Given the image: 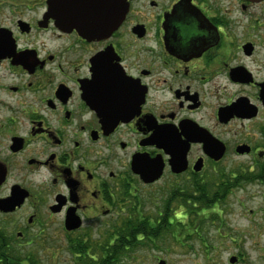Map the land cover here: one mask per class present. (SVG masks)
I'll use <instances>...</instances> for the list:
<instances>
[{
  "label": "flooded vegetation",
  "instance_id": "obj_1",
  "mask_svg": "<svg viewBox=\"0 0 264 264\" xmlns=\"http://www.w3.org/2000/svg\"><path fill=\"white\" fill-rule=\"evenodd\" d=\"M53 1L0 0L9 246L60 227L71 248L104 227L111 245L140 229L136 245L165 252L172 224L179 259L264 264V0H65V23Z\"/></svg>",
  "mask_w": 264,
  "mask_h": 264
},
{
  "label": "rangeland",
  "instance_id": "obj_2",
  "mask_svg": "<svg viewBox=\"0 0 264 264\" xmlns=\"http://www.w3.org/2000/svg\"><path fill=\"white\" fill-rule=\"evenodd\" d=\"M160 186L158 185V188H161ZM159 199L160 194L157 191V188L155 191L150 189V191L145 194V198L142 203L144 206H149L150 210L156 213L158 210L164 208L160 207ZM245 211L247 214L248 209ZM167 214L170 218H172V212ZM174 229V225L168 224L166 227L167 239L163 241V244L160 240L156 242L162 245L165 252L154 251L148 246L143 248L140 245H135L133 249L128 251L126 256L116 260L114 264H159L157 257L165 260L166 264H197V262L193 260V258L191 259V257L188 259L185 257L179 259L180 257L178 252L181 251V246L178 240L172 236L176 232ZM243 229L246 234L252 232L246 221H244ZM90 231H92L93 237L89 238L88 241L90 246H92V250L99 251L102 247L107 245V242L104 238L106 236V230H104V227H100L99 229H91ZM50 233L52 239L49 241V244L44 246L32 245L30 247H23L22 249L16 251L15 256L21 257L23 259L25 253L30 252L35 257V259L38 260L37 262L39 264H79V260L76 258L75 254L71 252L70 244H68L67 238L63 233V229L56 227L51 229ZM261 244V246H264L263 243ZM254 246L256 245H254L251 240L245 239L244 251L247 256L249 255L252 262H256L257 256V252L253 249ZM96 255L98 256L97 252Z\"/></svg>",
  "mask_w": 264,
  "mask_h": 264
},
{
  "label": "trees",
  "instance_id": "obj_3",
  "mask_svg": "<svg viewBox=\"0 0 264 264\" xmlns=\"http://www.w3.org/2000/svg\"><path fill=\"white\" fill-rule=\"evenodd\" d=\"M128 229H124L125 233L119 234L121 238L116 245H111L109 242L106 246L102 247L99 251L95 250L94 252L98 254H93L91 251L92 246L89 243H79L78 245H72L71 252L75 254L76 258L79 260V264H114L116 260L124 257L128 254V251L133 249L138 242L137 234L142 230L135 229L127 232ZM140 231V232H139ZM127 232V233H126ZM151 236L152 234H148ZM133 236V239L128 241L127 236ZM8 236L6 231L0 228V264H39L37 259L33 256L29 259H22L21 257L15 256L16 252L13 248L9 246ZM44 252V250H43Z\"/></svg>",
  "mask_w": 264,
  "mask_h": 264
},
{
  "label": "water",
  "instance_id": "obj_4",
  "mask_svg": "<svg viewBox=\"0 0 264 264\" xmlns=\"http://www.w3.org/2000/svg\"><path fill=\"white\" fill-rule=\"evenodd\" d=\"M53 7L55 9V11H57V17L59 18V20L61 22H64L66 21V13L64 11V8L67 6V2L65 0H54L53 1ZM123 5V4H122ZM94 21V20H92ZM102 21H106L104 18L102 19ZM115 23V22H114ZM92 24V23H91ZM94 24V23H93ZM78 29H86V27H79L77 26ZM88 28V27H87ZM96 27L92 28L93 30H91L88 35L86 36V38L92 40V39H96V38H103V37H106V36H103L102 34H100V31H98L97 29H95ZM167 150L169 147V144L166 143V146H164ZM172 161L171 162H174L175 163V158L174 156H172ZM155 162V161H154ZM161 173H162V169L159 168L154 171H149V172H140V175L142 177V179L145 181V182H154L156 181L157 179H159L161 177ZM70 226H68V229H75L79 226V224H75L74 221L72 219H70ZM160 264H166L165 262H160Z\"/></svg>",
  "mask_w": 264,
  "mask_h": 264
}]
</instances>
